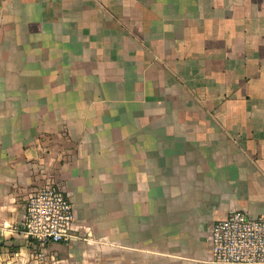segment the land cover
I'll list each match as a JSON object with an SVG mask.
<instances>
[{
	"label": "crops",
	"instance_id": "crops-1",
	"mask_svg": "<svg viewBox=\"0 0 264 264\" xmlns=\"http://www.w3.org/2000/svg\"><path fill=\"white\" fill-rule=\"evenodd\" d=\"M48 184L81 239L41 249ZM234 211L264 218V0H0V264H217Z\"/></svg>",
	"mask_w": 264,
	"mask_h": 264
},
{
	"label": "built area",
	"instance_id": "built-area-1",
	"mask_svg": "<svg viewBox=\"0 0 264 264\" xmlns=\"http://www.w3.org/2000/svg\"><path fill=\"white\" fill-rule=\"evenodd\" d=\"M22 229L41 249L81 239L74 206L66 191L55 184L37 188L27 200ZM210 246L214 263L264 264V218L232 212L213 224Z\"/></svg>",
	"mask_w": 264,
	"mask_h": 264
},
{
	"label": "rangeland",
	"instance_id": "rangeland-1",
	"mask_svg": "<svg viewBox=\"0 0 264 264\" xmlns=\"http://www.w3.org/2000/svg\"><path fill=\"white\" fill-rule=\"evenodd\" d=\"M85 236H83V238H84ZM86 240V239H85Z\"/></svg>",
	"mask_w": 264,
	"mask_h": 264
}]
</instances>
